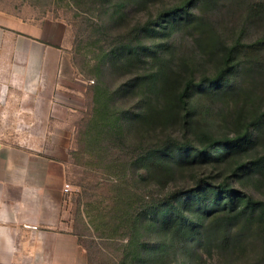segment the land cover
<instances>
[{
    "label": "trees",
    "instance_id": "trees-1",
    "mask_svg": "<svg viewBox=\"0 0 264 264\" xmlns=\"http://www.w3.org/2000/svg\"><path fill=\"white\" fill-rule=\"evenodd\" d=\"M117 1L111 19L130 13L133 24L104 33L91 73L96 77L108 63L124 82L116 89L92 87L84 136L105 155L114 148L118 158L131 155L128 164L149 159L148 173L187 171L195 179L194 187L172 186L159 200L142 202L128 245L159 248L155 259L170 253L173 264H202L215 252L217 264H264V199L235 187L251 179L264 193V155L256 156L264 152L260 71L242 62L244 49H264V37L246 46L242 30L230 43L210 18L219 0ZM255 5L264 14V1ZM111 101L129 106L112 110ZM172 160L175 169L168 167ZM200 168L210 173L197 177ZM120 205L128 209L130 198ZM141 217L147 218L144 233L136 228ZM153 231L159 245L138 240Z\"/></svg>",
    "mask_w": 264,
    "mask_h": 264
},
{
    "label": "rangeland",
    "instance_id": "rangeland-1",
    "mask_svg": "<svg viewBox=\"0 0 264 264\" xmlns=\"http://www.w3.org/2000/svg\"><path fill=\"white\" fill-rule=\"evenodd\" d=\"M262 1L264 0H219L217 6L210 10L211 21L221 27V33L229 38L230 43L243 30L241 42L248 46L264 37V14H259L255 5ZM117 2L0 0V12L7 18L22 21L32 34L38 36L35 41L42 43L41 39L50 40V47L57 52L51 63L54 74L51 73V66L44 68L40 59L37 66H33L35 73L39 69V81L46 83L49 90L53 88L52 93L49 91V96H52L55 104L53 108H48V94H41L36 112L40 117L50 116L48 121L38 122L34 129L40 134L38 148L45 150L54 161L65 166L64 185L69 186V191L64 193V208L70 215L72 233L85 250L86 263L173 264L174 258L170 253L155 259V255L161 253L159 248L149 250L135 244L128 245L130 238L134 236V213L142 202L150 198L159 200L172 186L194 187L195 179L187 171L179 173L174 170L171 174H161L156 168L148 173L146 167L149 159L128 164L132 159L131 155L120 154L121 157L118 158L116 148L109 149L105 155L84 136L91 119L92 87L99 83L116 89L124 82V78L108 67V63L102 65L96 77L91 73L98 61V49L103 44L104 33L110 35L133 24L129 10L125 11L127 19H111V10ZM99 39L101 42L98 44ZM31 50L41 57L40 46H34ZM242 62L250 69L260 71L257 73L260 76L259 90L264 96L263 47L244 49ZM110 106L112 110L114 106L115 109L128 108L129 103L111 101ZM208 123L209 127H214V122L209 120ZM123 136L128 146L133 143L128 130L124 131ZM263 155L262 148L256 151V156ZM114 158H118V161L111 162ZM168 167L175 169L176 162L172 160ZM203 173H210V170H194L197 177ZM235 187L254 199H264L262 186H255L251 179L244 185L236 184ZM128 198L131 205L128 209L123 208L121 200L126 201ZM146 222L145 217L137 221L139 233H144ZM138 240H147L153 246L159 245L158 235L154 231ZM218 259L220 260L215 252L211 258L204 257L202 264H217ZM181 262L180 264H187V260Z\"/></svg>",
    "mask_w": 264,
    "mask_h": 264
},
{
    "label": "crops",
    "instance_id": "crops-1",
    "mask_svg": "<svg viewBox=\"0 0 264 264\" xmlns=\"http://www.w3.org/2000/svg\"><path fill=\"white\" fill-rule=\"evenodd\" d=\"M37 38L0 12V264H87L64 208L65 166L38 148L34 126L50 115L40 117L35 108L43 93L48 108L55 104L53 88L33 66L40 59L54 74L57 52Z\"/></svg>",
    "mask_w": 264,
    "mask_h": 264
},
{
    "label": "built area",
    "instance_id": "built-area-1",
    "mask_svg": "<svg viewBox=\"0 0 264 264\" xmlns=\"http://www.w3.org/2000/svg\"><path fill=\"white\" fill-rule=\"evenodd\" d=\"M63 191L65 193H67L69 191V186L68 185H64Z\"/></svg>",
    "mask_w": 264,
    "mask_h": 264
}]
</instances>
